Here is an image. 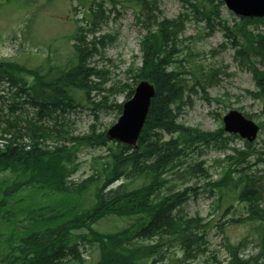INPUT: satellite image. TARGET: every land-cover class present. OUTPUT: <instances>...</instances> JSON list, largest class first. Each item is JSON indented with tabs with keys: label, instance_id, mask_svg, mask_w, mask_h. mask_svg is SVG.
<instances>
[{
	"label": "trees",
	"instance_id": "trees-1",
	"mask_svg": "<svg viewBox=\"0 0 264 264\" xmlns=\"http://www.w3.org/2000/svg\"><path fill=\"white\" fill-rule=\"evenodd\" d=\"M79 1L85 4L87 0ZM109 1L115 6L123 0ZM125 1L131 5V0ZM182 1L196 17L206 19L210 29H213L215 22L220 25L225 39L221 46L233 47L234 59L248 67L252 73L255 89L246 90V93L252 98L264 97V72L256 63V59L264 63V32L259 30L260 25H264V17L236 16L229 24L220 17L222 0H204L202 4L191 0ZM141 3L143 10L148 11L141 18V8L138 16L146 29L140 41L141 65L137 67L132 83L125 86L129 91L126 97L131 96L135 85L142 79L154 85L155 95L136 147L112 141L114 147L110 148L111 141L106 139L104 132H95V125H90L87 134L73 135L65 130L66 124L59 120H55L50 127L42 122L54 112H66L80 105L73 90H83L87 98L93 87L106 92L110 90L103 88L100 82H93L91 85L92 81H88L92 74L104 73L87 66V56L98 49L95 41H92L91 48L83 43L86 31L83 28L78 27L75 36L78 40L74 45L78 53L77 64L58 70L59 73L54 78L47 79L49 72L45 74L39 69H29L12 61L0 60V78L6 77L11 87H15L9 97H0L2 105L10 100L6 114L3 113V107H0V122L6 123L3 132L18 129L22 123V129H19L21 134L31 140L29 149H25L23 145L19 149L10 145L0 149V173L9 171L13 174V181L0 189V219L12 223L16 229L15 234H22V229L17 228L19 220L28 222V226H24V237L19 236V243L12 245V239H7L6 245L9 248L3 250L1 264H84V258L78 251L79 240L91 242L98 251L99 256L92 264H140L161 252L163 243L159 239L163 236H167L169 242L181 244L185 259L196 258L205 251L201 244L205 242L209 222L200 216H185L179 211L180 205L196 189L186 187L166 195H160L159 192L167 171L175 170L182 164L179 156L184 154V149L197 143L199 146H212L219 151H226L231 140L238 135H225L221 128L214 132H204L177 123L176 110L183 103V92L187 87L183 85L180 73L171 67L176 62L181 63L173 58L172 48L183 31L190 11L185 9L174 19L160 20L155 14L159 11L157 0H141ZM99 13L101 17L104 11L100 10ZM97 17L93 12V19L90 21L92 31L97 26ZM212 19L218 21H211ZM112 40L114 37L110 36L109 41ZM100 42L103 43V40ZM54 68L51 66L50 70ZM195 70L196 67H193L189 72L195 76ZM24 75L30 76L32 81ZM104 75L102 79L105 81ZM196 82L199 84V79ZM200 85L203 86L202 83ZM192 89L193 87L189 88V91ZM106 100L107 95H103L101 101L93 104L97 108L111 107L106 104ZM26 104L34 107L32 116L23 112L22 106ZM113 107L120 113L121 103ZM246 117L251 118L249 115ZM263 126L264 122H260V128ZM165 132L170 135L168 140H163ZM53 136H62L70 144L63 141L53 149H44L36 143L41 137ZM82 146H105L108 155L104 156L106 161L101 162L94 174L71 185L67 180L78 167L75 161L77 151ZM232 151V155H227L229 165L224 167L219 178L209 183L218 191L220 201L226 198L229 202L232 195L243 202L246 214L232 219L231 223H248L251 234L237 242L225 237L227 260L224 264H264V176L251 169L259 162H264V158L249 142H245L244 149L232 148ZM250 158L256 159L252 163ZM199 168L201 169L188 167L187 173L194 176L203 172L209 178V171L202 166ZM92 182L95 183L94 200L87 206L85 199ZM23 188L35 189L44 195H81L84 196L83 206H79L78 212L73 211L71 214L69 212L72 209L64 212L57 205L27 209L8 207L7 199H11ZM108 215L129 218V221L113 232H101L92 227L93 223ZM21 216L23 219H20ZM83 226L87 228L86 232H73ZM155 237L156 242L142 243L146 238ZM250 244L254 245L257 252L243 253ZM212 257L216 260L215 256Z\"/></svg>",
	"mask_w": 264,
	"mask_h": 264
},
{
	"label": "rangeland",
	"instance_id": "rangeland-1",
	"mask_svg": "<svg viewBox=\"0 0 264 264\" xmlns=\"http://www.w3.org/2000/svg\"><path fill=\"white\" fill-rule=\"evenodd\" d=\"M191 1L202 4L204 0ZM122 2L114 6L109 0H87L85 4L79 0H0V60L12 61L29 69H39L45 74L49 72L47 79H50L59 73L58 70L77 64L78 53L74 45L78 43L75 39L78 27L86 30L84 44L91 48L92 41L96 42L98 51L88 55L86 63L88 67L102 71L106 80L102 79L103 75L92 74L88 81H92L91 85L93 82H100L103 88L110 89L109 92L93 87L87 98L83 90H73L80 105L66 112L52 113L42 120L43 124L50 127L55 120H59L66 124L65 130L73 135L87 134L90 125H95V132H104L105 135L108 128L117 121L121 111L119 113L113 105L128 99L126 95L129 91L125 86L132 83L133 75L141 65L140 41L146 29L138 16L141 8L143 14L141 18L148 12L147 9L143 10L141 0H131V5L128 1ZM157 7L159 11L155 14L160 20L174 19L186 11L185 9L190 11L189 18L184 22L183 31L172 48L173 58L181 63L176 62L171 67L180 73L179 77L187 87L183 92V103L176 110L177 123L204 132H214L220 128L223 131V116L230 110H237L245 116H251L250 119L260 126V122H264V97L252 98L246 93V90L255 89L252 73L248 67L234 59L233 47L221 46L225 39L220 25L215 22L213 29H210L206 19L196 17L182 0H157ZM100 10L104 11L101 17ZM219 11L221 19L229 24L237 16L224 3L219 7ZM93 12L98 15L94 31L91 30L90 23ZM259 30L264 32L263 24ZM110 36L114 37V40L109 41ZM102 40L104 44L100 42ZM256 63L264 72V63L258 62V59ZM51 66L55 68L50 70ZM193 67H196L195 76L189 72ZM24 77L32 81L30 76ZM197 79L199 84L196 82ZM191 87L193 89L189 91ZM103 95H107L106 104L111 107L97 108L93 104L101 101ZM4 106L6 104H0V107ZM22 110L28 112L29 116L35 112L34 107L27 105L22 106ZM169 138V134L163 133V140ZM63 141L66 140L62 136L60 138L53 136L42 139L41 143L45 149H53ZM245 142L249 141L238 136L231 140L226 151H219L212 146H199L197 143L182 151L184 154L179 156L182 164L175 170L167 171L159 193L166 195L186 187L196 189L195 193H191L180 205L179 211L185 216H200L209 222L205 242L201 244L205 251L196 258L185 259L181 244L169 242L167 236H163L164 240L159 239L163 243L161 252L140 264H218V262L224 264L227 260L225 237L237 242L251 234V226L248 223H231L232 219L241 218L246 214L243 202L232 195L229 202L226 198L220 201L218 191L209 183L219 178L224 167L229 165L227 155H232V148L244 149ZM249 143L256 152L262 153L264 158V126ZM109 147L113 149L112 142H109ZM106 155L108 150L105 146L80 147L75 161L78 167L68 178L67 183L75 185L94 174L101 162L106 161L104 158ZM250 159L253 163L256 158ZM199 166L209 171V178L203 172L194 176L187 173L188 167L201 169ZM251 169L264 176V162H259ZM11 181L12 173L9 171L0 173V189ZM94 185L92 182L91 189L87 192L85 199L87 206L94 200ZM83 197L74 194L44 195L35 189L23 188L11 199H7V206L27 209L57 205L64 212L72 209L69 212L71 214L73 211L78 212L79 206H83ZM20 219H23V216ZM128 221L129 218L108 215L93 223L92 227L101 232H113L125 226ZM17 224V228L22 229V234H15L13 224L0 219V257H3V250L9 248L6 245L7 239H12L10 244L16 245L19 243V236L24 237V226H28V222L19 220ZM86 231L85 226L73 230ZM156 240L157 237L146 238L142 243H152ZM79 241L78 251L84 258V264L94 263L99 256L94 245L87 240ZM244 252L253 254L257 249L250 244ZM212 256H215L216 260ZM1 261L0 258V264Z\"/></svg>",
	"mask_w": 264,
	"mask_h": 264
},
{
	"label": "water",
	"instance_id": "water-1",
	"mask_svg": "<svg viewBox=\"0 0 264 264\" xmlns=\"http://www.w3.org/2000/svg\"><path fill=\"white\" fill-rule=\"evenodd\" d=\"M226 7L242 17H264V0H223ZM155 88L146 79L138 82L131 97L122 104L117 121L108 128V140L135 147L149 112ZM223 130L252 141L259 127L237 110H230L223 116Z\"/></svg>",
	"mask_w": 264,
	"mask_h": 264
},
{
	"label": "bare ground",
	"instance_id": "bare-ground-1",
	"mask_svg": "<svg viewBox=\"0 0 264 264\" xmlns=\"http://www.w3.org/2000/svg\"><path fill=\"white\" fill-rule=\"evenodd\" d=\"M88 88V87H87ZM199 170V169H198ZM118 190V189H117Z\"/></svg>",
	"mask_w": 264,
	"mask_h": 264
}]
</instances>
